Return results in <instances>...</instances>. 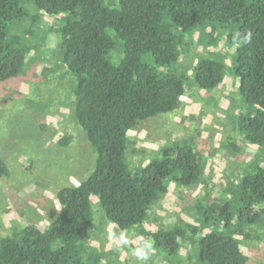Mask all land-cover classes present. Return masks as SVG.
Listing matches in <instances>:
<instances>
[{
    "label": "trees",
    "instance_id": "16d2710c",
    "mask_svg": "<svg viewBox=\"0 0 264 264\" xmlns=\"http://www.w3.org/2000/svg\"><path fill=\"white\" fill-rule=\"evenodd\" d=\"M107 2L0 0V84L24 69L25 53L11 42L10 32L30 18L27 4H33L38 14L56 18L62 63L77 77L73 113L95 156L85 181L57 192L60 209L46 229L30 224L0 238V264H100L102 255L84 250L94 220L92 197L98 198L107 222L128 231L142 227L174 185L200 184L202 166L191 146L163 147L140 172H132L126 159L128 132L178 110L189 83L214 91L228 75L239 82L240 94L254 109L240 130L260 153L222 204L199 207L202 228L176 227L150 235L156 248L171 255L182 249L179 238L185 240L190 231L199 235L200 264H247L240 240L229 230L264 223V0ZM214 25L228 29L226 43L235 48L230 71L217 53L195 59L193 79L187 78L179 65L186 36H203ZM245 30L252 32L251 43L234 44V34ZM122 44L123 52L118 49ZM148 56L153 63L145 60ZM69 143L66 137L58 141ZM6 171L0 160V175ZM211 219L216 228L202 233Z\"/></svg>",
    "mask_w": 264,
    "mask_h": 264
},
{
    "label": "rangeland",
    "instance_id": "374dc122",
    "mask_svg": "<svg viewBox=\"0 0 264 264\" xmlns=\"http://www.w3.org/2000/svg\"><path fill=\"white\" fill-rule=\"evenodd\" d=\"M27 9L30 18L10 32L11 42L25 53L24 69L0 84V160L7 169L0 175V238L30 224L46 229L60 209L57 192L81 184L95 166L93 151L73 113L77 77L62 63L56 18L38 14L33 4ZM37 15L41 16L34 22ZM214 27L203 36L195 32L186 36L179 65L187 78L193 79L195 59L217 53L230 71L235 48L226 43L228 29ZM211 37L217 39L215 45L207 40ZM118 49L123 52V44ZM118 58L119 53L115 61ZM145 60L153 63L151 56ZM253 114L239 92V82L228 75L214 91L189 83L178 110L130 130L126 159L132 172H140L163 147L191 146L202 166V181L191 187L174 185L149 211L142 227L126 231L130 243L119 250L109 233L121 230L107 222L98 198L92 197L94 220L84 243L87 255H102L100 264H137L132 250L148 240L154 249L148 264H200L199 235L188 231L185 240L179 238L182 249L170 255L155 247L150 234L176 227L202 228L199 207L208 209L231 196V185L240 183L260 153L240 130L243 120ZM65 137L70 143L59 145ZM212 228L216 226L211 219L202 233ZM235 231L229 233L240 240L247 264H264V223Z\"/></svg>",
    "mask_w": 264,
    "mask_h": 264
},
{
    "label": "clouds",
    "instance_id": "9594fccd",
    "mask_svg": "<svg viewBox=\"0 0 264 264\" xmlns=\"http://www.w3.org/2000/svg\"><path fill=\"white\" fill-rule=\"evenodd\" d=\"M252 40L251 30L243 32H236L233 36V43L236 45L250 44ZM109 238L116 241V248L127 246L130 243L128 233L121 230L119 233L110 232ZM153 244L148 240H142L141 244L132 250V256L135 258L137 264H148L153 253Z\"/></svg>",
    "mask_w": 264,
    "mask_h": 264
}]
</instances>
